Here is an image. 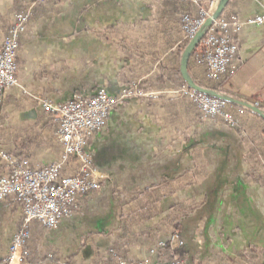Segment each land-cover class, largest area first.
<instances>
[{"label": "crops", "instance_id": "crops-1", "mask_svg": "<svg viewBox=\"0 0 264 264\" xmlns=\"http://www.w3.org/2000/svg\"><path fill=\"white\" fill-rule=\"evenodd\" d=\"M33 2L0 0V44L14 15ZM204 3L210 13L218 6ZM185 11L181 0H47L33 9L18 52L20 85L0 98L1 149L33 167L59 159L58 114L46 112L35 96L61 105L100 89L119 97L134 85L151 95L112 109L89 142L102 192L85 198L57 229L33 223L27 264H169L176 255L182 264H264V178L253 159L262 154L263 135L244 109L238 133L202 119L176 92L184 80ZM190 14L199 18L200 10L192 7ZM233 14L241 21L264 15V0H230L224 17ZM236 41L238 71L223 79L219 94L264 106V25H246ZM191 74L212 85L193 63ZM5 170L0 159V177ZM76 170L72 163L65 175ZM147 187L153 192L133 200ZM180 208L175 231L172 213ZM22 219L19 204L0 201V262ZM245 250L249 258L240 260ZM51 251L57 260L45 258Z\"/></svg>", "mask_w": 264, "mask_h": 264}, {"label": "built area", "instance_id": "built-area-1", "mask_svg": "<svg viewBox=\"0 0 264 264\" xmlns=\"http://www.w3.org/2000/svg\"><path fill=\"white\" fill-rule=\"evenodd\" d=\"M47 0H34L32 6L14 15L7 35L0 44V98L9 88L19 86L18 52L21 36L28 30L33 8ZM200 6L208 2L214 7L219 0H181ZM212 13L200 8V17L189 12L180 17L181 28L186 40L193 39ZM246 25H264V15H257L241 21L236 15L220 17L208 29L204 39V50L195 58L199 68L205 70L206 79L217 82L222 77L236 72L239 46L237 35ZM178 93L187 98L203 114V119L222 122L235 129L240 126L231 103L214 96L199 93L184 85ZM151 95L138 85L127 87L119 97L111 96L106 89L92 95L76 94L65 104L36 97L47 111L58 114L59 159L44 167H33L29 160L19 159L9 151L0 148V159L6 163V170L0 177V201L9 200L19 204L23 210V222L16 232L9 251L0 264H26L29 256L27 245L31 236V225L35 222L47 229H57L60 223L74 215L79 201L98 192L103 185V176L97 171L90 140L106 125L112 109L130 97ZM255 106L258 107L256 104ZM77 163V170L65 175L68 165ZM54 254H49L53 258ZM106 264H151L149 260L130 261L116 259ZM172 264H181L173 262Z\"/></svg>", "mask_w": 264, "mask_h": 264}, {"label": "trees", "instance_id": "trees-1", "mask_svg": "<svg viewBox=\"0 0 264 264\" xmlns=\"http://www.w3.org/2000/svg\"><path fill=\"white\" fill-rule=\"evenodd\" d=\"M185 6H187L188 8H189V11H185V12H189L190 13V11H191V8L192 7H195V8H197V9H199L200 10V8H207V4L206 3H202L200 6H196V5H193V4H189V3H184L183 1H181ZM229 4H230V2H229ZM229 4H228V6H229ZM227 6V7H228ZM35 8V7H34ZM33 8V9H34ZM227 9V8H226ZM226 9L224 10V12H223V14H222V16L221 17H224L225 16V13H226ZM184 13V12H183ZM234 15V14H233ZM233 15H231V16H233ZM230 16V17H231ZM230 17H228V18H230ZM181 23V22H180ZM20 42H21V40H20ZM189 43V42H188ZM188 43L186 44V45H188ZM204 50V46H203V40L199 43V45L195 48V50L192 52V54H191V57H190V60H189V65H188V71H189V73H190V75L193 77V75L191 74V68H190V64H191V61L193 60V58L197 55V54H199V53H201L202 51ZM179 72H180V70H179ZM181 73V72H180ZM223 79H225V78H223ZM221 80L220 82H218V84H214V85H211V86H205L202 82H200V81H198L196 78H194V80H195V82H196V84H198V85H200V86H202L203 88H207V89H209V90H213V91H215V92H220L221 90L218 88L219 87V84L221 83V82H223L224 80ZM187 83L183 80L182 81V83L180 84V86H182V85H186ZM142 88H146L145 86H142ZM229 96V95H228ZM230 97H232V98H234V99H239V98H237V97H234V95H230ZM231 106H232V109L233 110H236L237 108H242V109H244V110H246L248 113H250L251 114V116L257 121V122H264V119L261 117V116H259L257 113H255V112H253V111H251V110H249V109H247V108H245V107H242V106H240V105H238V104H235V103H231ZM258 108H260V109H262L263 111H264V106H262V105H258ZM233 130H235V131H237L238 133H242L243 132V124H240V126L239 127H237V128H235V129H233ZM253 154V153H252ZM253 159H256V158H253ZM256 163V162H255ZM248 175H253V172H250ZM262 179V178H261ZM153 192V188H150V187H147V188H144V189H142V190H139L137 193H135V195H134V198H133V200H137V199H139V198H142V197H145L146 195H149L150 193H152ZM125 198V197H124ZM145 207H147L145 204L144 205H142V204H139V208L142 210V209H144ZM175 212L174 213H176L175 215H176V218H174V219H172V221H171V226H172V228L175 230V231H177V230H179V227H180V224H179V222H178V219H179V217H181V214H183L184 213V209H176V210H174ZM175 220H177V221H175ZM252 250H253V252H255V251H257V249L255 248V247H253L252 248ZM256 254V253H255ZM260 255V254H259ZM259 255L258 254H256V256H258L259 257ZM238 257L240 258V260L242 259V260H247L248 258H249V255H248V251L247 250H245V251H243V252H241V253H239L238 254ZM255 257V256H254ZM46 259H48V260H51V261H54V260H57V256H56V254H54V257L53 258H48V256L46 255V257H45ZM232 264H238L239 262H238V260L237 259H234V260H231L230 261ZM249 264H258V263H255V262H249Z\"/></svg>", "mask_w": 264, "mask_h": 264}, {"label": "water", "instance_id": "water-1", "mask_svg": "<svg viewBox=\"0 0 264 264\" xmlns=\"http://www.w3.org/2000/svg\"><path fill=\"white\" fill-rule=\"evenodd\" d=\"M229 2H230V0H220L215 12L213 13V15L206 20L204 26L196 34V36L191 40V42L189 43L188 47L186 48V50L182 56L181 72H182V75H183L185 82L188 84V86L191 89H193L199 93H203L206 95H210V96H214L217 98L224 99V100L228 101L229 103L238 104L242 107H245V108L257 113L259 116H261L264 119V111L262 109L258 108L257 106L248 104L246 102L236 100L230 96L222 95V94H219L218 92H215L213 90L203 88L202 86L196 84V82L192 79V77L190 76L189 71H188L189 60H190L192 52L199 45V43L202 41V39L206 35L208 29L214 23V21L217 20L218 18H220V16L223 14V12L227 8Z\"/></svg>", "mask_w": 264, "mask_h": 264}, {"label": "rangeland", "instance_id": "rangeland-1", "mask_svg": "<svg viewBox=\"0 0 264 264\" xmlns=\"http://www.w3.org/2000/svg\"><path fill=\"white\" fill-rule=\"evenodd\" d=\"M220 1V0H219ZM183 14V13H182ZM181 14V15H182ZM213 15V13L211 14V16ZM210 16V17H211ZM222 16V15H221ZM220 16V17H221ZM213 25V24H212ZM205 37V36H204ZM204 39V38H203ZM202 39V40H203ZM192 40V39H191ZM191 40H186V38H185V41H184V43H183V48H182V52H183V54H184V52H185V50H186V48L188 47V45H189V43L191 42ZM189 42V43H188ZM188 43V45H186ZM239 46V45H238ZM200 54V53H199ZM199 54H197V55H199ZM197 55L193 58V60L191 61V63H193V64H195L196 66H197V64H196V61H195V58L197 57ZM183 56V55H182ZM198 67V66H197ZM190 68H191V64H190ZM200 69H202V68H200ZM203 70V69H202ZM205 71V70H204ZM238 71V68H237V70H236V72ZM236 72H234L233 74H228V75H226V76H232V75H234ZM190 74V73H189ZM191 76V75H190ZM226 76H224V77H222L219 81H217V82H210V81H208L209 82V84H212V85H214L215 83L216 84H218V82H220L223 78H225ZM192 77V76H191ZM205 77H206V75H205ZM194 78L195 77H192V79L194 80ZM195 81V80H194ZM186 85H188V84H186ZM184 85H182V86H180L177 90H176V92L178 93V90L180 89V88H182ZM130 87V86H129ZM143 90L145 91L146 90V88H143ZM179 94V93H178ZM180 95V94H179ZM226 95V94H225ZM36 97H39V98H43V97H41V96H35L34 97V99L36 100V102H38V100L36 99ZM142 97H144V96H142ZM130 98H140V97H130ZM130 98H127V99H130ZM185 98V97H184ZM44 99H46V98H44ZM126 99V100H127ZM187 99V98H186ZM188 100V99H187ZM125 101V100H124ZM124 101L123 102H119L118 104H121V103H124ZM189 101V100H188ZM190 103H192L191 101H189ZM193 104V103H192ZM193 105H195V104H193ZM195 108L200 112V114H201V117H202V119H203V114L201 113V111L197 108V106L195 105ZM45 110V109H44ZM46 111V110H45ZM234 111H238V110H234ZM47 112V111H46ZM51 113V112H50ZM236 115H237V117H238V119L240 120V124H242V121H241V118H240V116H242L241 115V113H240V115H238L237 113H236ZM247 115V114H246ZM243 118H245V117H243ZM204 120H206V121H212V120H207V119H204ZM212 122H216L217 123V121H212ZM255 124V123H254ZM258 126H259V128H260V130H259V133H262V143L261 144H263L262 146H263V150H264V122H258ZM56 138H57V135H56ZM57 141H58V138H57ZM262 150V148H261V152L260 153H262L261 155L260 154H258L257 155V157H256V160H255V166L256 165H259L258 166V171H257V175H259L260 176V174L262 175L261 177L262 178H264V151ZM257 169H255V170H257ZM66 171V170H65ZM65 173V172H64ZM102 182H103V185H102V188L98 191V192H96V193H94V194H92L91 196H88V197H85V198H89V197H92V196H96V195H98V194H100L101 192H102V190H103V188H104V178H102ZM121 194V193H120ZM84 198V199H85ZM84 199H82L81 201H79V204H78V208L76 209V212L74 213V215L77 213V211L79 210V208H80V205H81V203H82V201L84 200ZM173 210L171 209L170 210V212H172ZM175 211H173V215H175V213H174ZM177 213V212H176ZM73 215V216H74ZM72 217V216H71ZM70 218V217H69ZM22 222H23V219H22ZM22 222H21V224H22ZM35 223H37V222H35ZM32 226H33V224L31 225V238H30V240H29V243H28V245H27V248H28V251H29V256L27 257V259H26V261H25V263L27 264L28 263V260L30 259V257H31V253H32ZM20 227H21V225H20ZM20 227H19V229H20ZM43 227V226H42ZM43 228H45V227H43ZM18 229V230H19ZM45 229H47V228H45ZM47 230H53V229H47ZM177 233L178 232H174V234H173V236H172V238H175L176 237V235H177ZM49 254H56V256H57V253L56 252H54V251H51V252H48L47 253V256H48V258H49ZM4 258V257H3ZM3 260V259H2ZM1 260V261H2ZM179 262V263H181L182 264V259L178 256V255H176L174 258H172V260L170 261V263L169 264H172L173 262Z\"/></svg>", "mask_w": 264, "mask_h": 264}]
</instances>
